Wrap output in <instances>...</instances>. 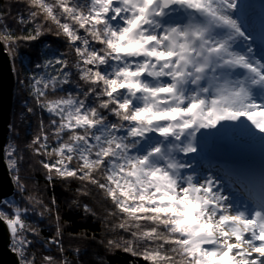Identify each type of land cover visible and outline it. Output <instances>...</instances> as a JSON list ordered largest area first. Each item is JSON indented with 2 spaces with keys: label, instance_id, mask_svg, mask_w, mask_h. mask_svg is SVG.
<instances>
[{
  "label": "snow or ice",
  "instance_id": "obj_1",
  "mask_svg": "<svg viewBox=\"0 0 264 264\" xmlns=\"http://www.w3.org/2000/svg\"><path fill=\"white\" fill-rule=\"evenodd\" d=\"M21 4L15 27L0 9V47L56 38L23 81L39 120L25 147L48 185L74 191L69 207L103 225L104 252L264 264V4L258 16L246 0ZM256 141L258 168L241 151ZM8 156L27 204L54 226L43 237L29 207L0 200L20 264H99L85 246L96 236L69 231L56 198L21 174L22 150Z\"/></svg>",
  "mask_w": 264,
  "mask_h": 264
},
{
  "label": "trees",
  "instance_id": "obj_2",
  "mask_svg": "<svg viewBox=\"0 0 264 264\" xmlns=\"http://www.w3.org/2000/svg\"><path fill=\"white\" fill-rule=\"evenodd\" d=\"M0 9L10 13L8 22L13 27H15V22L12 18H14L20 12H24L26 15V12L21 4V0H0ZM54 39L56 38L53 36H48L44 40V43H37L35 46L31 44L21 46V48L15 52L16 58L13 60L14 65L18 66V74L16 75L17 79L14 86L13 103L8 133L9 138H13V145L18 146L22 150V155L25 157L23 161V167H25L28 163L21 174L29 178L31 183L29 186L30 189L33 188V186L35 188L39 187L38 185L42 187V189L39 187L40 191L36 189L35 190L39 194H42L43 192L42 198L46 202L49 201L53 196L56 198L63 219L71 222L69 231L75 233L86 232L90 236H96V242L91 243V245H88L87 242H85V246L88 247L92 254V259L97 260L99 264H137V258L124 254L123 252H104L103 248L98 243V241L105 235L103 225L98 220L86 216L82 210L69 207L70 201L74 196V191L60 183H57L54 186L48 185L44 178V172L40 169L39 165L36 164L35 158L31 156L30 151L25 147V145L30 143L32 137L36 134L39 120L37 115L28 114L26 112V106L32 104V98L26 94L23 81H25L31 75L40 72V69L36 68L35 65L43 62L46 53L49 51V47L46 46L55 47V45H53ZM7 51L9 52L8 49ZM61 51H63V49H61ZM46 115L47 114L44 113L45 117ZM6 159L9 169H11L8 154L6 155ZM30 165L32 166V172L27 171L30 169ZM11 172H13V176L14 174L16 176V173L13 170ZM3 201H12L18 206L29 207L30 211L26 214L27 220L33 225L39 226L41 235L43 237L50 239L51 235L54 234L53 224L46 218L42 219L38 215L39 210H31V206L27 204L26 195L21 193L17 186L15 187L13 195L5 198ZM28 238L33 239L31 234H28ZM78 242L79 241H76V243ZM10 246L14 251H16L15 241L12 236L10 240ZM32 251L37 256H39L41 252L46 250L41 248L40 242H37ZM98 253L99 255H97ZM17 254L19 255L18 252ZM19 258L21 261L20 255Z\"/></svg>",
  "mask_w": 264,
  "mask_h": 264
},
{
  "label": "water",
  "instance_id": "obj_3",
  "mask_svg": "<svg viewBox=\"0 0 264 264\" xmlns=\"http://www.w3.org/2000/svg\"><path fill=\"white\" fill-rule=\"evenodd\" d=\"M15 76L10 55L6 48L0 47V200L13 195V182L5 159V145L9 131V121L13 103ZM11 232L6 224L0 222V264H20V258L10 246Z\"/></svg>",
  "mask_w": 264,
  "mask_h": 264
},
{
  "label": "rangeland",
  "instance_id": "obj_4",
  "mask_svg": "<svg viewBox=\"0 0 264 264\" xmlns=\"http://www.w3.org/2000/svg\"><path fill=\"white\" fill-rule=\"evenodd\" d=\"M261 4H264V1L263 0H253V2L251 3V5L253 6L252 10L254 11V13L258 16L260 11H261ZM7 50V49H6ZM9 53V52H8ZM10 55V58H11V61H12V66H13V71H14V76H15V82H16V75L18 74L17 72V68L18 66H15L14 65V58H16L15 56V52H12V53H9ZM12 137L9 138V133H8V136H7V142H6V145H5V149H4V152H5V159H6V155L8 154V150H9V145H13L12 143ZM241 151H243L246 156L251 159V161H256L257 163L255 164L257 166V168L259 167L260 165V162H261V146H260V143L259 141H256L254 142V144L252 146H243L241 148ZM7 161V159H6ZM28 165V163H27ZM26 165V166H27ZM25 166V167H26ZM9 167V165H8ZM23 167V169L25 168ZM12 169V168H11ZM10 170V173H11V176H12V179H13V182L15 184V187L17 186L16 184V176L14 174V176L12 175L13 172H11L12 170ZM28 172H32V166L30 165V169L27 170ZM25 172V171H24ZM31 185L30 181H29V186ZM38 185V184H37ZM41 189L42 187L40 185H38ZM39 187H36L35 189L40 191V188ZM43 194V192H42ZM42 194H39L41 197H42ZM12 236V235H11Z\"/></svg>",
  "mask_w": 264,
  "mask_h": 264
},
{
  "label": "bare ground",
  "instance_id": "obj_5",
  "mask_svg": "<svg viewBox=\"0 0 264 264\" xmlns=\"http://www.w3.org/2000/svg\"><path fill=\"white\" fill-rule=\"evenodd\" d=\"M247 3H249V4H251L252 2H253V0L252 1H250V2H248V1H246ZM254 164H256L257 162L256 161H252Z\"/></svg>",
  "mask_w": 264,
  "mask_h": 264
}]
</instances>
